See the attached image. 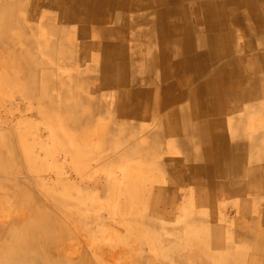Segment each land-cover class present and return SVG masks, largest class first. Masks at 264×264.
Returning a JSON list of instances; mask_svg holds the SVG:
<instances>
[{
    "label": "bare ground",
    "instance_id": "1",
    "mask_svg": "<svg viewBox=\"0 0 264 264\" xmlns=\"http://www.w3.org/2000/svg\"><path fill=\"white\" fill-rule=\"evenodd\" d=\"M14 6L27 13V16L33 10L42 11L48 7L59 20L66 18L63 1L62 5L59 3V8L45 0L8 3L9 8ZM90 8L92 11L102 10L106 15L95 21L79 45L74 42L63 45L74 52L75 60H67L64 56L61 63L73 68L74 75H68L67 78L76 80V95L69 96L71 92L65 93L62 90V87L66 89V85L62 86V80H65L62 77L58 83L51 81L45 85L33 82L28 76L24 77L33 73L37 75L38 71V61L31 52V46L29 48L26 45L22 52L9 49L11 59H18L23 68L19 72L20 77H24L23 82L17 83L21 91H24V102L21 99L19 101L28 107H36V111L30 115L40 123L46 122V111L53 110L58 115H55L56 119L53 116V121L57 123L55 126L65 127L68 135L72 136L75 131L82 130L95 134L105 146L94 156L99 161L104 158L108 161L105 163V159L104 164L96 163L91 168L102 170L115 164L124 166L126 162L132 161L138 165L141 162L149 164L151 167L146 171L149 176L154 170L166 175V184L163 185H157L150 177L142 187L129 186L125 182L128 186L126 191L149 194L145 201L128 207V215H135L137 210L145 207H153L160 200L169 203L175 187L179 197L183 196L184 199L193 191L197 205L206 206L213 219L218 216L214 208L215 200L220 196L237 198V214L232 217L233 220L230 218L231 222L237 224L236 227L225 231L223 221H212L213 230H210V226L204 222L205 225L198 224L200 230L194 235L182 236L185 240L183 244H178L176 236H172L170 239L174 242L173 246L167 249L159 246L156 259L152 255L150 259L137 260L143 264H154L161 253H174L176 249L193 246L202 250L204 246L200 243L205 245L208 241L210 244L211 239H216V245L209 247L211 250L213 247L214 253L205 255L197 252V257L200 256V260L202 258V264H213L215 260L230 261L231 264L235 260L232 252L235 250L229 246V252L227 245L222 244V239L227 238L228 234H238L239 226L255 222L264 225V209L257 211L258 204H252L254 208L250 209L249 203L244 208L247 195L252 196V203L259 202V207H264V0H95L86 6V10ZM66 19L70 20L71 17ZM25 22L29 23V16ZM46 29L53 32L52 37L61 39L56 22L48 23ZM235 34L242 40L239 45L233 36ZM41 36L40 28L37 37ZM38 38L37 42L40 40L43 44V40ZM9 41L11 44L14 38L11 37ZM34 42L35 39L28 40L30 44ZM56 52V49L40 51L37 57H54ZM54 74L55 71L50 68L39 73L38 78L49 81ZM1 80L7 85H16L9 78L0 77ZM54 84L56 90H59L55 96L49 90ZM63 97L76 99H69L64 104ZM10 108L16 109L17 106L12 104ZM58 138L61 140L62 136ZM28 146L22 144L12 148L10 157L0 153V163L9 158L12 165L18 167L21 165L18 154L32 151ZM79 149L85 151L80 146ZM68 152L73 155L72 150ZM55 167L53 173L58 168L57 165ZM14 170L12 167L11 171ZM44 178L39 175L37 181L27 179L23 184L28 188L41 185ZM6 182L8 191L0 197V203L8 211L11 207L22 205L19 192L26 187H12L14 184L10 185L7 180L0 181V187L5 188ZM110 184L116 185L113 180ZM46 197L53 203L56 199L60 200L55 195ZM6 198L12 199L10 205L4 204ZM239 203L243 204V208H239ZM154 217H147L145 226L148 224L153 229L156 223ZM258 217L259 221H256ZM190 218L184 224H190ZM31 222L27 214L19 212L0 223V250L14 251V254L8 255L9 264H29L30 257L26 254L32 257L33 253H27L28 250L23 248L30 245L38 246L34 248L37 256L33 255L38 264H59L57 261L48 263L49 260H44L46 242L42 236L43 230H31L32 227L28 226ZM193 222H197V219ZM161 228L164 229L148 238L152 239V246L162 244L167 235H174L181 230L164 226ZM243 234L247 235L246 228H243ZM141 245L140 241L135 247ZM80 246L89 248L91 260L80 261L83 256L78 248H71L70 252L68 249L62 250L61 254L67 261L74 257L80 264H99L100 260V264H131L128 257L130 247L125 245L102 249L104 245L100 243L92 244V241L82 240ZM58 249L57 244L52 245L53 252Z\"/></svg>",
    "mask_w": 264,
    "mask_h": 264
},
{
    "label": "rangeland",
    "instance_id": "2",
    "mask_svg": "<svg viewBox=\"0 0 264 264\" xmlns=\"http://www.w3.org/2000/svg\"><path fill=\"white\" fill-rule=\"evenodd\" d=\"M11 1L22 2L23 0H0V77L9 78L11 81L16 82V85H7L3 80L0 81V153H3L6 157H10L12 148L19 147L22 144L29 145L28 147L32 151H25L21 154L17 153V157L19 158L18 161L21 162V165L18 167L12 165L9 158H6L0 163V181H9L10 185L14 184L12 187L19 185L26 187V189L22 192H19L21 193L19 200L22 201V205L16 208L11 207V209L9 208L8 211H5L0 203V223L3 220H6L9 216H16L19 212L27 214L32 219V222L28 225L32 227L31 230L38 228L43 230L42 236L46 242L43 250L45 253L43 254L42 252L44 260H49L48 263L57 261L59 264H80L77 263L78 260H75L74 257L72 259L69 258L67 261L61 254L62 250L68 249L70 252L71 248L79 249V252H81L83 256L80 261L92 259L89 248L87 246H80V241L82 240L92 241V244L100 243V245H104L102 249H113L117 247V245H125V247H130V249H128V257L130 259L129 262H131V264H135L134 260H136V264H143L142 261L137 262V260L150 259L152 258V255L156 259L159 246L160 248L162 246L164 249L172 247L174 244L173 240L170 239L172 236H176L175 239L178 244H183L185 240H183L182 236L194 235L197 230H200V226L198 224H203L205 222L206 226H210L208 228L210 230H213L212 226L214 222L212 221H223L222 223L224 224L223 228L225 231L236 227L237 224L235 225V223L231 222L233 219L231 218L230 220V217L224 214L223 207L219 212V216L213 219L209 215L208 208L206 206L197 205V199H195L196 196L193 191H190L187 195L188 198L185 197L184 199L183 196L179 197L176 187L173 189L174 192L172 193L169 203L160 200L157 201L153 207H145L140 211L137 210L135 215H128L126 209L131 205L134 206L141 201H145L149 194H138L137 191L132 193L131 191H126L128 187L127 185L142 187L147 183L149 177L157 185H163L166 184V175L158 170H154V173L149 176L146 172L151 167L149 164H142L141 162V165H138V163L134 164L130 160V162H126V165L124 166L115 164L112 167L102 170H96L95 167L91 168V166H95L96 163L101 165L104 164V160L106 159H100L99 161L98 157L94 156L105 146V144L102 143V141H100L95 134L82 130L75 131L72 133V136L68 135L65 127L60 125V127L55 126L57 123L53 121V116L54 119H56V114L53 110L46 111L45 115H47V120L45 123H40L35 118H31L32 116L30 114L36 111V107H28L19 101V99H21V101L24 100V97L22 96L24 91H21L20 84L17 82H23V78L28 76L30 79L34 80L33 82L45 85L50 84L51 81L58 83L59 79L64 78L65 80H62V86L66 85V89L61 85L59 87H62V90L65 93L71 92L69 96L71 94L76 95L75 92L78 91L76 80H74V78H67L68 75H74L73 68L71 66H63L61 63V60L65 58L64 56L67 57V60H75V56L72 54L74 52L69 48H65L63 45L68 42H74V44L79 45L85 40L88 31L92 28L95 21H97L100 17H104L106 14H104L102 10L99 12L92 11L91 8L86 10V6L88 7L95 0H45L47 3L51 2V4H54L57 8L60 7V2L62 5L63 1L65 17H71V19L68 20L63 18L59 20L56 13H51L50 9L46 7L43 8L42 11L41 9L39 11L33 10L31 14L28 15L29 23L27 24L25 22L26 17H28L26 15L27 13L15 6L9 8L8 3ZM192 19L194 20V17ZM51 22H56L57 31L61 34L60 40L52 37L53 32L46 29V25ZM28 25L30 28H28ZM40 28L42 36L41 38H38L37 33ZM196 28H198V26H196ZM233 36L235 37L237 45H239L242 40L240 37L236 36V34ZM11 37L14 38V41L10 44L9 40ZM37 38L42 39L43 44L40 40L37 42ZM29 39H35L34 44L28 43ZM26 45H28L29 48L31 46V52L34 53L36 61H38L36 64L38 71L37 75H33V73L31 75L20 77L19 72L23 69L22 64L18 59H11V52H9V49L13 48V50L17 52H22ZM53 49L58 51L54 57L51 55L44 57L43 55L42 57L38 55L37 57V54L40 53V51ZM40 59H42V61ZM50 68L55 71V74L50 77L49 81L39 80V73L47 71ZM11 78L17 79L13 80ZM55 85L56 84L49 88L50 93L53 96H55L54 94L59 91L56 90ZM63 99L64 104H67L69 99L72 101L76 98L71 99L69 97L68 99L63 97ZM12 104L17 106V108L11 109L10 105ZM24 116L29 118L25 119L23 118ZM57 116L58 115H56V117ZM53 122L54 124H52ZM55 130L58 136H56V132H54ZM9 133H12L13 136L10 137ZM41 135H45V137H41ZM49 135L50 137H48ZM59 136H62L61 140H59ZM85 136L87 137L86 139ZM55 138H58L57 140L60 142H58ZM66 140L67 143H65ZM70 145L71 147H69ZM79 146L81 149L85 148V151H80ZM69 150L73 151L74 158L73 155L68 152ZM48 152H50V154H48ZM42 156L44 159H42ZM98 156L103 157L101 155ZM30 159L32 161H30ZM105 161V163H107L108 159ZM16 163L17 160L15 164ZM56 165L58 168L55 173H53L52 170L56 168ZM12 167L15 168L14 171H11ZM87 167L92 170H88L89 168ZM54 174L57 175V177H55ZM39 175L45 177L43 180L41 179V185L37 184L29 188L24 186L23 182L25 183L27 179L37 181L36 177ZM13 180L14 182L12 183ZM112 180L116 185L110 184ZM15 190H17V188H15ZM6 191H8V183L5 188L0 187V197H2ZM51 195H55L56 198L58 197L60 200L56 199V202L53 203L46 197H51ZM6 199L7 201L5 200L4 204L10 205L12 203V199ZM254 204H258V207L256 208L257 211L264 209V207H259V202ZM63 208L66 210L64 211ZM146 212L147 215L149 214L148 216L145 215ZM150 215L155 216L154 219L156 218V223L153 225V229H150L148 224L145 226L144 223L145 219H147ZM207 215L208 217H206ZM189 216L191 217L190 221L192 220V222L186 225L184 223H186L185 221L189 219ZM54 218L57 219L54 220ZM196 219L197 222H193V220ZM256 221H259V217ZM140 222L141 224H139ZM261 224L262 223L257 224V222H255L248 225H238V234L232 235L234 237L228 234V237L224 238L225 240L222 239V244L224 243V246L227 245L226 249L229 252H231V248L232 250H235L232 252L235 254L236 261L233 260V262L231 261L232 263L241 264L242 262H245L243 264H264V244H262L264 241H261V239L264 240V225ZM183 225L185 227H182ZM163 226L165 228L181 230L176 234L174 233V235H167V239H169H164L162 244L159 243L158 246H152V239L150 240L148 238L152 237L155 232L164 229L161 228ZM243 228H246L247 230V235L245 234L246 236L243 234ZM250 228H253L254 230L251 229V231ZM187 229L189 230L187 231ZM16 230L19 231V229ZM256 235L258 236L257 238ZM250 236L254 237L251 238ZM70 237L72 238L68 240ZM242 238L244 239L240 240ZM215 240L211 239L210 244L207 241L208 244L206 243L205 245L199 242L204 246V248H201L202 250L193 246L190 248L183 247L181 249H176L174 253H161L160 258H158L156 263L200 264L201 262L202 264V258L200 260V256L199 258L197 257V252H202L201 254L205 255H211L214 253V249L212 247L211 250L209 247L212 246V244L216 245L215 243H217V241ZM140 241L142 242L141 247L138 246L136 248L135 246L137 245V242ZM53 244H57V247H59L56 252L51 250ZM229 246L233 247L230 248ZM36 247L38 246L36 245L32 247L30 245L26 248H23L22 246L23 249L28 250L27 253L29 251L33 253L32 257L26 254L30 257L29 264H35L37 261V258L33 257V255L37 256V250L34 249ZM247 249L250 250L247 252ZM261 249L263 251H261ZM0 251V258L2 259L0 264H9L10 258L8 255L9 253L14 254V251H2V249ZM236 251H238V253ZM243 252L246 253L243 254ZM237 255L238 259L236 258ZM192 256L196 259L192 258ZM188 258L192 260L190 261ZM161 259L163 261H161ZM159 260L160 262H158ZM218 261H220V264H223L222 262H224V264H230V261L223 260H215L213 264H219ZM36 263L38 264V262ZM98 263L100 264L101 260Z\"/></svg>",
    "mask_w": 264,
    "mask_h": 264
},
{
    "label": "crops",
    "instance_id": "3",
    "mask_svg": "<svg viewBox=\"0 0 264 264\" xmlns=\"http://www.w3.org/2000/svg\"><path fill=\"white\" fill-rule=\"evenodd\" d=\"M237 200L238 199L235 198V197L225 198V197H221L220 196L219 199L214 201L215 202L214 203V208L216 210V214L219 216V212H220L221 208L223 207L224 208V214L226 216L232 218L234 215L237 214L236 210H238V208H236V210H235V207H237V204H238ZM251 200H252V196L251 195H247V200H246L247 202L244 204V208H246L247 203H249L248 207L250 209L254 208V206L252 205L254 203H252ZM224 203H227V204H224ZM263 204H264V202H263ZM232 206H233V208H231ZM239 208L240 209L243 208V204L239 203ZM246 215H247V213H246ZM218 216H216V217H218Z\"/></svg>",
    "mask_w": 264,
    "mask_h": 264
}]
</instances>
